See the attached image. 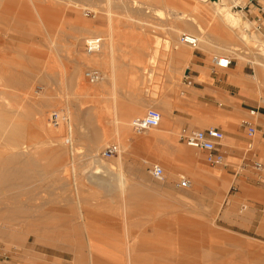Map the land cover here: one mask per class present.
<instances>
[{
  "label": "rangeland",
  "instance_id": "1",
  "mask_svg": "<svg viewBox=\"0 0 264 264\" xmlns=\"http://www.w3.org/2000/svg\"><path fill=\"white\" fill-rule=\"evenodd\" d=\"M129 1L136 5L122 8ZM236 2L246 3L0 0V152L11 154L13 127L20 128L15 145L23 151L16 163L20 174L7 177L0 188V263L9 260L2 257L5 252L48 249L61 264H112L111 252L117 251L122 264L127 251H142L144 264H264V158L255 146L247 152L260 133L248 139L243 131L241 157L249 162L238 164L232 176L226 160L210 165L203 153L183 143L182 125H175L170 113H181L184 68L198 53L211 62L232 59L247 75L264 74V39L255 34L264 21L255 23L245 10L232 9ZM221 7L240 16V23L228 28L227 20L220 22ZM182 34L199 36L197 48L180 43ZM93 37L102 39L101 50L87 56L84 43ZM220 38L229 40L221 52L214 44ZM174 58L182 60L175 72ZM87 70L100 73L99 83L85 81ZM260 94L264 97L263 85ZM149 109L159 112V125L133 133L132 120ZM52 112L63 117L58 126L48 121ZM110 146L117 153L102 158ZM90 154L114 168L119 159L128 182L124 193L90 180ZM255 161L263 171L252 168ZM153 165L163 169V182L151 177ZM109 173L94 176L114 186L117 168ZM183 179L189 182L186 189L178 187ZM241 181L253 194L243 193ZM233 197V213H227ZM47 203L52 207L48 220ZM47 232L52 241L47 242ZM141 235L144 240L138 241ZM157 241L165 243V251H157ZM177 244L183 246L181 258L174 257Z\"/></svg>",
  "mask_w": 264,
  "mask_h": 264
},
{
  "label": "crops",
  "instance_id": "2",
  "mask_svg": "<svg viewBox=\"0 0 264 264\" xmlns=\"http://www.w3.org/2000/svg\"><path fill=\"white\" fill-rule=\"evenodd\" d=\"M259 1L262 0H258L256 4L249 5L246 12L248 18L253 19L255 23H259L260 20L264 21V9ZM233 30L231 32H233ZM256 30L255 34L262 35L264 39L263 27L260 25V27L258 29L256 28ZM242 35L235 37L239 39ZM216 41L217 42L214 44L220 52L225 51L228 48L229 40L220 38L216 39ZM230 60L231 64L229 66L216 67L213 62L209 61L208 56L203 53H198L194 55L193 58L189 59L188 64L184 68L182 81L181 94L184 99L182 104L178 106L181 113L178 114L175 111H171L170 113L171 121H173L175 125L181 123V132L191 131L190 127L204 129L217 128L221 131L222 128L225 129L226 131L223 132L225 136L224 144H221L218 151L223 155L224 160H226L230 165L227 169L231 172L229 175L235 176L237 175L235 167L238 164L243 165L245 162H249V159H246L245 161V158L241 157V151L246 142L243 137L246 122L254 123L257 128L256 133H260L255 140H251V142L247 144V152L251 153L255 146L258 155L263 156L264 158V97H261L260 94V86H264V74H256V72H252L251 75H247L244 72V69L241 68V65L233 63L232 59ZM172 65L173 72H175L176 70H179L178 67L182 65V60L180 58H174ZM165 96L168 97L170 95ZM160 104H162V107L165 106V103ZM252 110L258 112L255 117H252L249 114ZM221 119H224L225 121H221ZM116 120L117 122L119 121L118 118L114 119V121ZM119 122L124 121L121 120ZM252 156L255 158L257 154H252ZM240 185L241 189L243 188V193L246 192L253 194L250 189L251 186H249L245 181H241ZM110 187L112 188L113 186L110 185ZM225 188L227 189V187ZM116 189L117 188L114 185L113 190L118 194ZM128 189L140 191L141 188L138 186H131ZM147 190L149 191V188H147ZM253 196L258 199L261 198L258 194ZM234 200H236V197L228 200L227 213H233V209L231 208L234 207ZM51 213L52 207H49L47 203L45 205L44 214L46 216V220L52 219ZM31 219L37 220V217L34 216L31 217ZM46 234L47 242L52 241V234L48 232ZM140 238L141 239L138 241L144 240L142 235ZM101 246L103 247L104 244ZM154 247H156L158 252L165 251L166 249L165 243L161 241H157ZM101 249L103 251L106 250L105 247ZM174 251L175 258H181L183 256V246L181 244L175 245ZM111 253L113 254V261H111V263L122 264L119 260V252L117 251L115 254L113 252ZM200 256L202 255H199L198 257ZM203 256L206 257L205 254ZM2 257L9 259L8 261H4L3 264H61L60 258L55 257L53 252L48 249L30 250L27 252L13 250L5 252ZM25 258H29L28 263L23 261ZM136 258L139 260V264H144V254L142 251L141 253H128L127 251L125 264H135ZM199 262L202 264V261Z\"/></svg>",
  "mask_w": 264,
  "mask_h": 264
},
{
  "label": "built area",
  "instance_id": "3",
  "mask_svg": "<svg viewBox=\"0 0 264 264\" xmlns=\"http://www.w3.org/2000/svg\"><path fill=\"white\" fill-rule=\"evenodd\" d=\"M245 5L241 6L239 2L232 3L231 8L234 10L246 11L249 5L256 4L258 0H244ZM264 1V0H262ZM260 8V7H259ZM261 9V8H260ZM179 41L193 49L197 48L198 41L195 37L190 35L182 34ZM102 39L93 37L85 41L84 43V53L91 55L97 53L101 50ZM213 64L216 67H227L231 64V60L228 58L224 59H213ZM83 78L89 84L98 83L101 79V75L97 70H87L83 74ZM250 116L255 117L258 112L250 111ZM264 114V113H263ZM63 119L60 112H52L48 119L50 125L58 126L60 121ZM161 116L159 112L153 109H149L142 117H137L131 122V130L135 134H140L146 130L156 128L160 123ZM245 135L248 139H252L257 131L256 125L251 122L245 123ZM181 139L183 143L190 149L199 151L204 154L205 161L210 165H222L224 158L223 155L218 151L221 146V141L224 138V134L221 130L217 128H208L204 130H191L181 132ZM117 153V149L114 146L107 147L101 153V157L104 159L110 158ZM252 168L257 171H263V165L260 162H253ZM151 177L158 181H164V172L159 165H153L150 168ZM264 185V182H263ZM178 187L186 189L189 187V182L185 179L178 182Z\"/></svg>",
  "mask_w": 264,
  "mask_h": 264
},
{
  "label": "bare ground",
  "instance_id": "4",
  "mask_svg": "<svg viewBox=\"0 0 264 264\" xmlns=\"http://www.w3.org/2000/svg\"><path fill=\"white\" fill-rule=\"evenodd\" d=\"M235 1V0H234ZM129 3H130V1H129ZM8 4V3H7ZM133 4H135V3H133V1H132V3H130V4H126V2L125 3H123V5H121L122 6V8H124L125 10H129V7H133L134 5ZM9 5V4H8ZM136 5V4H135ZM222 6H224V5H222ZM7 7H10V6H7L6 5V8ZM5 8V7H4ZM228 9V10H227ZM7 10V9H6ZM10 10V9H9ZM156 11V10H155ZM229 11V8L228 7H221V8H219V11L217 12V16H218V19H219V21L220 22H224L225 20H227V23L225 24V26L226 27H228L229 28V24L230 25H234V24H236V23H240V21H241V18H240V16H234V14H232L230 11ZM138 12V11H137ZM173 15V14H172ZM228 17L229 18H231L232 19V21H229V19H228ZM11 24V23H10ZM184 26H186L187 28H190V26H191V24L189 23H187L186 25H184ZM198 26V25H197ZM192 27V26H191ZM199 28V27H198ZM173 29V28H172ZM169 30V29H168ZM197 30V29H196ZM173 31L174 30H172V31H170V32H172L173 33ZM197 31H199V30H197ZM166 32V31H165ZM190 33H191V31H189ZM195 33V32H194ZM166 34V33H165ZM196 34H197V32H196ZM175 35V34H174ZM78 37V36H77ZM197 37V36H196ZM199 38V36L197 37V39ZM244 39H245V37H243ZM251 38V37H250ZM199 40V42L201 41L200 39H198ZM243 40V39H242ZM172 41H174V40H172ZM180 42V41H179ZM178 42V43H179ZM178 43H176V44H178ZM181 43V42H180ZM244 43V42H243ZM242 43V44H243ZM171 44V43H170ZM175 44V43H174ZM179 45H181V44H179ZM172 46V45H171ZM178 46V45H177ZM108 48V47H107ZM184 48V47H183ZM157 49V48H156ZM178 49V48H177ZM237 49V48H236ZM111 51V50H110ZM237 51H238V49H237ZM235 52H236V50H235ZM98 53V52H97ZM262 53H264L263 51H262ZM95 54V53H94ZM178 54V53H177ZM184 54V53H183ZM232 54V53H231ZM241 53H239V55H240ZM87 55V54H86ZM92 55V54H91ZM76 56V55H75ZM88 56V55H87ZM180 56V55H179ZM185 56V55H184ZM237 56V58L239 57L240 58V56H238V55H236ZM235 56V57H236ZM244 56V55H243ZM81 57V56H80ZM79 57V58H80ZM176 57V56H175ZM183 57V56H182ZM262 57H264V54L262 55ZM183 58H185V59H187L188 60V58H189V56H185V57H183ZM84 60H86L85 58H83ZM184 59V60H185ZM83 60V61H84ZM184 60H183V62H184ZM79 61V60H78ZM81 61V60H80ZM186 61V60H185ZM253 61V60H252ZM255 61V60H254ZM256 62H254L253 64H255ZM257 63H259V62H257ZM261 64V63H260ZM259 64V65H260ZM185 65V64H184ZM262 66H264L263 64H261ZM254 66V65H253ZM261 66V67H262ZM182 71V70H181ZM257 74V73H256ZM255 76V75H254ZM257 77V76H256ZM263 78V77H262ZM257 80V79H256ZM110 81V80H109ZM242 82V81H241ZM99 83V82H98ZM109 84V83H108ZM246 84V83H245ZM106 86V85H105ZM115 87V86H114ZM113 87V88H114ZM117 88V87H116ZM80 89H84V88H80ZM86 89V88H85ZM84 89V90H85ZM87 91V90H86ZM83 91H81V93H82ZM84 93V92H83ZM85 94V93H84ZM116 95V94H115ZM5 109V108H4ZM2 112V111H1ZM1 117V116H0ZM4 117V116H3ZM117 121V120H116ZM14 126H16V125H14ZM70 127V126H69ZM3 127H1V129H2ZM16 128V129H15ZM0 129V130H1ZM7 129V128H6ZM13 129H14V134H13V138H12V152H9V153H11V154H7V153H3L2 151L0 152V188H2V187H4L3 186V182H4V184H5V181L7 180L6 178L8 177L9 179H10V177H16L17 176V174H20L19 173V171L17 170L18 168H16V166H18V164L16 165V163H18L17 162V159H18V157H19V155L20 154H22L23 153V151H20L19 150V147L18 146H16L15 144H17V142H16V138L20 135V128L19 127H13ZM120 130V129H119ZM118 130V131H119ZM3 132V131H2ZM71 134V133H70ZM3 139V138H2ZM2 147V146H1ZM10 148V147H9ZM8 150H10V149H8ZM4 151V150H3ZM36 152V151H35ZM23 155V154H22ZM27 157V156H26ZM90 158V159H92V166H93V170H92V175L90 176V180L93 182H96V183H98L102 188H106V187H110V183H109V181L105 178V179H102V178H99V177H97V176H94V175H99L100 173H104L105 172V174L107 173H111L115 168H117V173H116V185H115V187L116 188H118V191H120V194H122V193H124L125 192V190H124V188H126L127 187V185H128V182L125 180V177H123V174H122V172L120 171L121 170V162L119 161V159L116 161L117 163L115 164V168L113 167V165H109V164H106V165H104L103 163L101 164L100 162H98L99 160L97 159V157H96V155H88L87 156V158ZM27 165V164H26ZM39 166V165H38ZM62 166V165H61ZM20 167H22V166H20ZM36 167V166H35ZM35 167H34V169H35ZM54 167V166H53ZM59 167H60V165H59ZM43 168V167H42ZM58 168V167H57ZM72 168V167H71ZM59 169V168H58ZM57 169V170H58ZM62 169V168H61ZM38 170V169H37ZM63 171V170H62ZM69 171V170H68ZM23 172H24V170H23ZM116 172V171H115ZM21 173H22V171H21ZM109 173V174H110ZM100 176V175H99ZM112 178H114V176L112 177ZM8 179V180H9ZM17 179V178H16ZM19 179V178H18ZM110 179V178H109ZM11 180V179H10ZM12 181H14V180H12ZM112 186H113V184H111ZM140 185V184H139ZM12 186V185H11ZM143 186V185H142ZM114 187V186H113ZM112 187V188H113ZM18 188V187H17ZM111 188V187H110ZM150 192H152V190L150 191ZM155 192V191H154ZM152 194V193H151ZM161 194V193H160ZM147 195V194H146ZM145 195V196H146ZM159 195V194H158ZM160 196V195H159ZM130 197L132 198V199H135V198H137V197H139L138 195H130ZM147 197V196H146ZM153 197V196H152ZM148 198V197H147ZM203 256V255H202ZM201 257V256H200Z\"/></svg>",
  "mask_w": 264,
  "mask_h": 264
}]
</instances>
